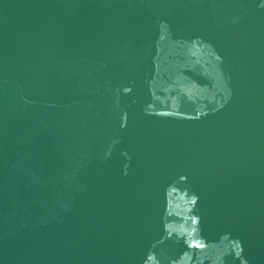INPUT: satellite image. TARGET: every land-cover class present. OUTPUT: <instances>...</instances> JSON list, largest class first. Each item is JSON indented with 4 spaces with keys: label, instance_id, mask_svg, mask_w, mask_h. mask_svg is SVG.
I'll return each instance as SVG.
<instances>
[{
    "label": "water",
    "instance_id": "95a60500",
    "mask_svg": "<svg viewBox=\"0 0 264 264\" xmlns=\"http://www.w3.org/2000/svg\"><path fill=\"white\" fill-rule=\"evenodd\" d=\"M0 264H264V0H0Z\"/></svg>",
    "mask_w": 264,
    "mask_h": 264
}]
</instances>
